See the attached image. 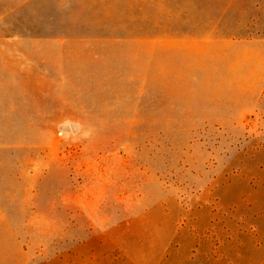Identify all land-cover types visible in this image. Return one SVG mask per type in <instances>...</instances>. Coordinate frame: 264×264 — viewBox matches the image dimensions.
Returning a JSON list of instances; mask_svg holds the SVG:
<instances>
[{
	"label": "rangeland",
	"instance_id": "374dc122",
	"mask_svg": "<svg viewBox=\"0 0 264 264\" xmlns=\"http://www.w3.org/2000/svg\"><path fill=\"white\" fill-rule=\"evenodd\" d=\"M94 5L107 42L61 97L74 120L14 127L0 160L28 170L2 193L0 264H264V0ZM64 18L0 0V34Z\"/></svg>",
	"mask_w": 264,
	"mask_h": 264
},
{
	"label": "crops",
	"instance_id": "0c3cea01",
	"mask_svg": "<svg viewBox=\"0 0 264 264\" xmlns=\"http://www.w3.org/2000/svg\"><path fill=\"white\" fill-rule=\"evenodd\" d=\"M94 1L101 0H52L66 18L49 27L26 25L22 34H0V160H12L14 127L43 129L74 120V110L65 107L69 102L61 97L68 95L69 81L92 78L86 74L102 61L101 43L107 42L92 34L108 31L107 20L94 18L100 7ZM198 40L192 38L190 50H200L194 44ZM23 175L27 179L28 170L0 167V200L13 177L22 182Z\"/></svg>",
	"mask_w": 264,
	"mask_h": 264
}]
</instances>
